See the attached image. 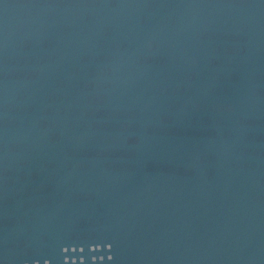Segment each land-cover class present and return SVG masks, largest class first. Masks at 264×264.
Instances as JSON below:
<instances>
[{
	"label": "water",
	"instance_id": "water-1",
	"mask_svg": "<svg viewBox=\"0 0 264 264\" xmlns=\"http://www.w3.org/2000/svg\"><path fill=\"white\" fill-rule=\"evenodd\" d=\"M0 264H264V0H0Z\"/></svg>",
	"mask_w": 264,
	"mask_h": 264
}]
</instances>
